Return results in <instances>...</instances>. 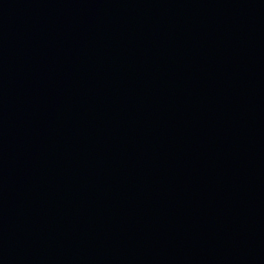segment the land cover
I'll use <instances>...</instances> for the list:
<instances>
[{
  "label": "water",
  "instance_id": "1",
  "mask_svg": "<svg viewBox=\"0 0 264 264\" xmlns=\"http://www.w3.org/2000/svg\"><path fill=\"white\" fill-rule=\"evenodd\" d=\"M0 264H264V0H0Z\"/></svg>",
  "mask_w": 264,
  "mask_h": 264
}]
</instances>
